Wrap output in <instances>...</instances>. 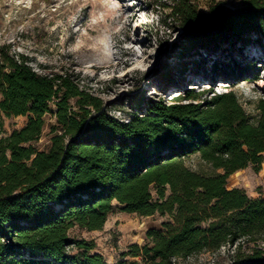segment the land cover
<instances>
[{
    "label": "trees",
    "instance_id": "1",
    "mask_svg": "<svg viewBox=\"0 0 264 264\" xmlns=\"http://www.w3.org/2000/svg\"><path fill=\"white\" fill-rule=\"evenodd\" d=\"M199 1L159 5L182 29L179 54L196 62L192 76L218 54L214 72L234 78L238 72L219 56L264 48V0H243L235 9L211 0L208 13ZM30 60L0 44V111L28 117L11 133L0 121V264H109L93 251L94 240L71 229H103L114 201L124 212L173 217L148 231L149 242L121 253L141 261L117 264H172L225 246L233 251L226 264H264V197L228 186L234 173L250 165L262 169L264 95L254 100L252 120L234 89L188 87L170 101L168 89L148 96L139 88L127 94L131 112L121 118L81 88L78 74L40 73ZM155 73L161 82L175 76ZM48 113L56 123L49 146L40 149L35 142ZM192 156L200 169L188 164Z\"/></svg>",
    "mask_w": 264,
    "mask_h": 264
},
{
    "label": "rangeland",
    "instance_id": "2",
    "mask_svg": "<svg viewBox=\"0 0 264 264\" xmlns=\"http://www.w3.org/2000/svg\"><path fill=\"white\" fill-rule=\"evenodd\" d=\"M163 1L0 0V44L10 43L13 50L30 57V64L40 73L78 74L81 88H89L102 97L116 116L131 112L127 94L139 88L147 89L148 96L165 95L164 90L168 89L167 97L174 101L185 88L202 91L212 86L217 92L234 89L254 120L257 116L254 100L264 95V48L258 53L253 48L222 53L220 63L238 72L234 78L222 80L224 72H214L213 60L218 54L203 63L209 67L200 76H192L197 64L192 58H181L182 29L167 16L169 10L159 5ZM216 1L229 8L243 3V0ZM210 2L200 0V9L208 13ZM257 56L261 61H257ZM184 68L185 74L179 75ZM155 70L171 71L175 76L169 82H161ZM27 119V116L8 117L0 111L6 133L21 128ZM55 123L54 114L48 113L41 138L35 142L38 148L49 146ZM188 164L195 169L201 166L196 156ZM231 185L244 189L251 197H264V162L259 172L250 165L233 174L228 183ZM168 221H173L170 214L142 216L124 212L114 201L103 229L88 231L75 226L71 235L94 240L93 251L103 254L109 264L123 259L141 261V257L122 258L121 253L133 244L149 242L148 231L162 229ZM232 254V249L225 246L217 252L174 259L172 264H226Z\"/></svg>",
    "mask_w": 264,
    "mask_h": 264
},
{
    "label": "crops",
    "instance_id": "3",
    "mask_svg": "<svg viewBox=\"0 0 264 264\" xmlns=\"http://www.w3.org/2000/svg\"><path fill=\"white\" fill-rule=\"evenodd\" d=\"M235 174V173H234ZM232 176V175H231ZM236 186H234V185H231L229 188H235Z\"/></svg>",
    "mask_w": 264,
    "mask_h": 264
},
{
    "label": "built area",
    "instance_id": "4",
    "mask_svg": "<svg viewBox=\"0 0 264 264\" xmlns=\"http://www.w3.org/2000/svg\"><path fill=\"white\" fill-rule=\"evenodd\" d=\"M80 86H81V84H80ZM117 117H121V118H123V117H124V115H123V116H117Z\"/></svg>",
    "mask_w": 264,
    "mask_h": 264
},
{
    "label": "bare ground",
    "instance_id": "5",
    "mask_svg": "<svg viewBox=\"0 0 264 264\" xmlns=\"http://www.w3.org/2000/svg\"><path fill=\"white\" fill-rule=\"evenodd\" d=\"M175 94H176V95H178V94H179V92H176Z\"/></svg>",
    "mask_w": 264,
    "mask_h": 264
},
{
    "label": "water",
    "instance_id": "6",
    "mask_svg": "<svg viewBox=\"0 0 264 264\" xmlns=\"http://www.w3.org/2000/svg\"><path fill=\"white\" fill-rule=\"evenodd\" d=\"M232 9H235V8H232Z\"/></svg>",
    "mask_w": 264,
    "mask_h": 264
}]
</instances>
